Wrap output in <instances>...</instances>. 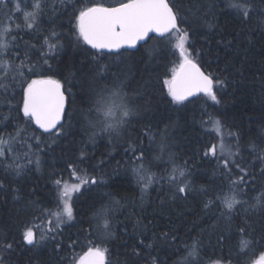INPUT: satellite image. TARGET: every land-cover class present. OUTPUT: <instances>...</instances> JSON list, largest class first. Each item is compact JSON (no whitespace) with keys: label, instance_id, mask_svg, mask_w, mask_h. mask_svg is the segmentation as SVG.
<instances>
[{"label":"trees","instance_id":"16d2710c","mask_svg":"<svg viewBox=\"0 0 264 264\" xmlns=\"http://www.w3.org/2000/svg\"><path fill=\"white\" fill-rule=\"evenodd\" d=\"M89 2L115 6L126 0L115 4L107 0H81L76 7ZM198 2L204 10L213 9L216 26L209 29L190 16V43L193 56L199 52L197 62L202 69L226 82L223 89H217L219 104L202 96L191 99L194 102H185L186 106L170 102L166 89H162V81L170 77L178 55L164 39L152 38L135 52L99 54L100 58L93 60L89 53L95 51L82 42H76L74 28L69 22L71 3L75 0H70L67 6L60 5L57 0H43L38 30L13 32L19 42L17 51L20 58H24L27 52V63L35 65L36 75H28L31 78L41 74L52 76L64 84L67 110L63 122L64 134L55 138L53 143L51 134L42 133L34 124L27 125L21 118L22 113L15 110L21 106L18 85L14 87L10 83L7 94L0 95V137L7 140L16 135L17 128L27 129L23 140L12 143L14 151L6 159L0 158V182L7 185V191H0V239L5 235L10 241L15 238L14 251L4 254L6 264H69L73 250L68 244L79 238L81 243L75 251L80 252L86 243L89 225L93 223L94 210L101 204L113 205L115 201L119 204L111 213L113 238L104 240L98 233H92L95 242L108 249L106 256L110 264H144L146 253L141 252L137 257L132 251L138 238V233L134 231L137 220L148 227L145 238L155 239L152 255L158 257L160 264H183L187 248L193 241L200 242L201 256L205 261L224 256L232 259L233 264H248L259 257V245L253 244L247 251H240L241 237L236 229L237 225L244 223L246 215L249 222L260 221L259 214H246L237 206L239 211L229 226L223 218L217 219L218 207L208 210L203 207L221 187L226 195L230 193L227 191V177L218 167L217 159L204 156L207 147L218 144L219 138L201 122L208 121L210 116L222 122L226 148L236 149L235 137L229 136L228 132L239 134L241 155L256 177L250 181L251 187L244 199L254 203V198L264 190V178L261 177L264 164L258 159L264 154V24L260 23L264 20V0H253L254 12L247 22H242L241 17L227 7L226 0ZM17 3L24 11L32 10V0H14V3L10 2V7L15 8ZM52 3H56V12L51 9ZM183 3L185 8L195 7L197 0H183ZM0 20L7 22L3 12H0ZM13 20V28L15 24L23 27L22 13H14ZM53 30L60 36L62 47L49 57L51 70H48L39 49L42 36ZM229 40L232 43L226 47ZM33 44L36 47H31ZM44 50L47 51L46 46ZM115 59L128 65L126 71L130 78H120L131 97L139 96L133 102L134 107L138 106L139 114L131 118L124 137L105 133L93 136L95 130L87 128L84 121L86 116L92 115L89 104L93 86L97 87L95 90L114 87L113 73L118 70L111 63ZM96 64L106 65L107 71L97 75L93 70ZM33 135L39 138L38 145L36 140L31 139ZM162 135H166L168 151L173 154L176 164L187 162L191 172L190 178L197 191L187 198H172L175 189L166 182L167 173L171 171L167 152L162 160L159 159L160 162L156 161ZM29 144L32 146L30 150L27 147ZM129 144L136 147L135 154L126 150ZM253 145L255 151L252 150ZM141 150L144 152L143 161L136 159ZM81 153H84L83 158ZM29 158L33 161L39 158V168L35 163L29 164ZM13 162L24 168L20 177L4 167ZM70 163L98 180L102 177L104 183L82 189L83 195L75 200V220L63 226L56 241L45 240L35 247L22 244L21 233L25 225L32 222L42 224L40 220H35L41 208H54L56 186L53 181L56 178L70 180ZM141 163L155 177H164L144 193L133 173V169ZM202 185L207 188L208 195L199 193ZM46 226L42 224V227ZM255 226V235L259 239L264 234V228L260 223ZM163 233H168V240L161 239ZM220 239L222 243H218ZM61 242L63 246L57 249V243Z\"/></svg>","mask_w":264,"mask_h":264},{"label":"snow or ice","instance_id":"6c2138e0","mask_svg":"<svg viewBox=\"0 0 264 264\" xmlns=\"http://www.w3.org/2000/svg\"><path fill=\"white\" fill-rule=\"evenodd\" d=\"M60 5L67 6L70 0H57ZM81 0H75L71 3V12L69 13V22L74 28V36L76 42H82L88 48L95 50L89 53L93 60L100 58L99 54L116 53L123 55L121 49L136 48L138 42L152 38L150 34L167 41L169 47L174 54L178 55L176 66L172 68L170 77H166L162 81V89H166V95L170 98V102L174 105L186 106L185 102H194L190 98L203 96L207 97L214 104H219L220 100L217 96V89L225 87V81L214 77L211 73L202 70L201 65L197 62V57L193 56L192 45L190 43L192 26L189 23L190 16L199 20L209 29L214 28L215 13L211 7L204 10V6L200 5L198 0L195 7L185 8L183 0H126L121 2L119 6H105L101 3L84 4L77 8L76 4ZM227 7L235 11L242 19V22L251 20L254 12L253 0H226ZM31 11L21 9L19 3L15 8L10 7V0H0V12H3L7 22L0 20V95L7 94L9 84L20 88L21 106L15 110L22 113V119L27 125H35L36 128L42 130V133L51 134L52 142L64 134L65 110L67 103L66 89L59 79L52 76L37 75L31 78L28 73L36 75L35 65L27 63L28 54L25 52L24 58H20L17 51L19 42L13 32L23 30H38L40 14L43 11V0H32ZM53 12L57 11L56 3L51 4ZM14 13H22L24 24H13ZM264 15V14H262ZM260 23L264 24V20ZM183 25V27H182ZM11 37V39H9ZM42 44L40 53L43 63L48 65L51 70L49 57L53 56L60 47V36L53 30L42 36ZM232 43L227 41V47ZM45 46L47 51H45ZM31 47H36L35 44ZM15 57L19 59L16 63ZM97 75H102L107 71L106 65L96 64L93 69ZM13 87V94L14 92ZM139 94V93H137ZM128 93L123 90V85L112 88H101L94 90L93 96L90 97L88 125L94 129L93 136L98 133H105L109 136L115 134L120 136L122 131L132 122V117L139 114V108L132 106ZM10 110H12L10 108ZM94 116V118H93ZM5 119H7L5 117ZM202 126L211 129L218 136V144H212L204 151V156H212L217 159L218 167L223 170L228 180L227 191L230 195H226L224 188L221 187L214 195V198L208 199L203 207L205 210L211 209L213 206L219 208V217L223 218L231 226L235 213L239 211L240 206L244 212L259 214L260 221L249 222L247 215L244 223L237 225L236 229L241 237L239 248L241 252L247 251L253 244L259 245L261 251L257 259L250 260L248 264H264V234L256 237V223H260L264 228V190L261 195L254 198V203L244 199L247 189L251 187L250 181H254L256 177L252 174L251 169L247 166L240 152V137L238 133L228 132L229 136L235 137L236 149L225 146L223 124L218 119L211 116L208 121H202ZM27 135V129L17 128L16 135L10 136L7 140L0 137V158L6 159L9 153L13 152L12 143L15 140H23ZM31 139L36 140L39 144V138L33 135ZM151 139V137H150ZM29 150L31 145H27ZM159 154L157 159H163L164 154H168V163L171 165V171L167 173V183L172 186L175 191L173 199L177 197L187 198L192 192L197 191L194 182L190 178L191 172L184 165H178L175 162L173 154L168 151L169 145L166 135H162L158 144ZM219 147V153L217 148ZM129 151L133 154L136 147L132 144L128 145ZM255 151V146H252ZM27 156V153H25ZM84 153H81L83 158ZM18 159V157H17ZM137 160H144V152L136 156ZM261 163L264 164V154L258 156ZM28 163H35L39 168L40 160L35 161L28 159ZM6 169H11L15 176L20 177L23 174V166L13 162L5 164ZM70 180L62 178L54 179L56 186V197L54 208H41L40 215L35 220L41 223L32 222L25 225L21 233V243L28 246H37L45 240L56 241L61 235L64 225H70L75 220V200L83 195L82 189L87 186H99L104 183L103 178L99 180L94 176H89L85 170L79 169L76 164L70 163ZM137 182L142 185L141 191L144 193L154 182L159 183L164 177H155L144 168L143 163L139 167L133 169ZM261 177L264 178V167L261 168ZM71 181V182H70ZM87 190V189H85ZM0 191H7V185L0 182ZM199 193L208 195V190L203 185L199 188ZM143 200V195H142ZM217 201L219 203L217 204ZM119 201H115L113 205L101 204L93 212L92 221L89 225L90 231L85 236L86 243L82 246L80 252H76L75 248L81 243L80 239H73L68 244L69 249L73 250V255L69 260V264H110L106 254L108 249L101 247L95 242L92 233H98L102 239L107 240L113 238L114 231L112 227L111 213L115 210V205ZM126 227V226H125ZM134 231L138 233L137 243L133 246V254L137 257L141 252L146 253L144 264H160L158 257L153 256L155 251V239L145 238L147 235V225H142L137 220L134 225ZM161 239L168 240V233H163ZM222 239L218 243H222ZM15 238L8 240L7 236L0 239V264H6L4 254H10L14 251ZM63 246L62 242L57 243V249ZM183 264H233L232 259L220 256L216 259H207L201 256L200 242L193 241L192 245L187 248V255L184 257Z\"/></svg>","mask_w":264,"mask_h":264},{"label":"rangeland","instance_id":"374dc122","mask_svg":"<svg viewBox=\"0 0 264 264\" xmlns=\"http://www.w3.org/2000/svg\"><path fill=\"white\" fill-rule=\"evenodd\" d=\"M109 3L111 4H115L116 2L120 1V0H107ZM10 2H13L14 3V0H10ZM112 66H114L115 70H118L116 73H113L114 74V80H115V85L114 87L118 86V85H123V90L126 92L125 90V87H124V83L121 82V76H122V79L124 78H127L126 80H128L130 77L129 75L127 74V71H126V66H128L127 64H124V62H121L120 59H115L114 62L111 63ZM93 91L97 88L95 85L93 86ZM128 93V92H127ZM128 97L130 99L131 102H134L137 98H139V96L135 95V97H131L129 94H128ZM132 106H134L132 104ZM90 116H86L84 118V121H85V126L89 129H91L88 125V119H89ZM94 118V116H93ZM130 126H127V128L129 129ZM125 129L122 131L121 133V137H124L123 134H125ZM114 135V134H113ZM118 136V137H120ZM157 162H160L159 159H156ZM147 169V168H145ZM148 170V169H147Z\"/></svg>","mask_w":264,"mask_h":264},{"label":"water","instance_id":"95a60500","mask_svg":"<svg viewBox=\"0 0 264 264\" xmlns=\"http://www.w3.org/2000/svg\"><path fill=\"white\" fill-rule=\"evenodd\" d=\"M116 6H119V5H116ZM150 36L152 37V38H158V39H162V38H159V37H157L155 34H150ZM152 38H150V39H146V40H144V41H140V42H138V44H137V46H136V48H125V49H121L120 51L121 52H123V51H128V52H135V51H137L141 46H144L145 44H147ZM95 51V50H94ZM104 54H116V53H104ZM203 70V69H202ZM204 71V70H203ZM197 97H200V96H197ZM203 97V96H202ZM194 98H196V97H192V98H190V99H194ZM66 110H67V103H66ZM66 110H65V112H66ZM64 122V120L62 121V123ZM40 130V129H39ZM40 131H42V130H40ZM28 246V245H27ZM28 247H33V246H28Z\"/></svg>","mask_w":264,"mask_h":264}]
</instances>
